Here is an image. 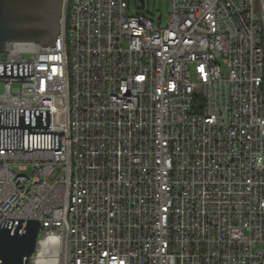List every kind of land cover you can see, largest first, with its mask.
I'll list each match as a JSON object with an SVG mask.
<instances>
[{
	"label": "built area",
	"instance_id": "1",
	"mask_svg": "<svg viewBox=\"0 0 264 264\" xmlns=\"http://www.w3.org/2000/svg\"><path fill=\"white\" fill-rule=\"evenodd\" d=\"M64 0L56 45L8 42L0 108H52L61 149H0V224L57 264H264V0ZM30 170L29 175L27 171ZM30 259V260H31Z\"/></svg>",
	"mask_w": 264,
	"mask_h": 264
},
{
	"label": "water",
	"instance_id": "2",
	"mask_svg": "<svg viewBox=\"0 0 264 264\" xmlns=\"http://www.w3.org/2000/svg\"><path fill=\"white\" fill-rule=\"evenodd\" d=\"M64 0H0V59L8 42L55 46ZM142 7L145 6L141 1ZM160 18V16H159ZM34 81V62L0 63V81ZM64 131H52V108H0V149H61ZM43 230L36 219L0 224V264H29Z\"/></svg>",
	"mask_w": 264,
	"mask_h": 264
},
{
	"label": "rangeland",
	"instance_id": "3",
	"mask_svg": "<svg viewBox=\"0 0 264 264\" xmlns=\"http://www.w3.org/2000/svg\"><path fill=\"white\" fill-rule=\"evenodd\" d=\"M141 1L142 0H130V12L132 14L140 13L147 16L163 15V19H166L169 9L168 0H143L145 3L144 7H142ZM2 91L3 84H0V92ZM27 173L30 175L31 171L28 170ZM29 264H34L33 259L30 260Z\"/></svg>",
	"mask_w": 264,
	"mask_h": 264
},
{
	"label": "bare ground",
	"instance_id": "4",
	"mask_svg": "<svg viewBox=\"0 0 264 264\" xmlns=\"http://www.w3.org/2000/svg\"><path fill=\"white\" fill-rule=\"evenodd\" d=\"M42 239L40 242V254L37 258V264H57L59 261V253L50 245V241Z\"/></svg>",
	"mask_w": 264,
	"mask_h": 264
}]
</instances>
